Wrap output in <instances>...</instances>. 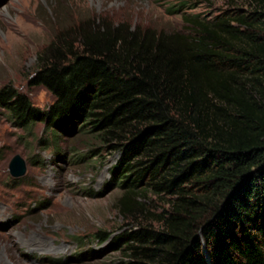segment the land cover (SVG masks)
Masks as SVG:
<instances>
[{
	"label": "trees",
	"instance_id": "trees-1",
	"mask_svg": "<svg viewBox=\"0 0 264 264\" xmlns=\"http://www.w3.org/2000/svg\"><path fill=\"white\" fill-rule=\"evenodd\" d=\"M248 4L209 21L185 13L188 32L84 20L39 55L30 84L52 93L47 108L0 88L15 126L118 153L117 211L158 224L112 237L120 264H264V0ZM151 195L168 205L160 214Z\"/></svg>",
	"mask_w": 264,
	"mask_h": 264
},
{
	"label": "rangeland",
	"instance_id": "rangeland-1",
	"mask_svg": "<svg viewBox=\"0 0 264 264\" xmlns=\"http://www.w3.org/2000/svg\"><path fill=\"white\" fill-rule=\"evenodd\" d=\"M188 6L181 12V4ZM245 14L248 0H0V88L12 84L35 106L47 108L52 93L30 84L39 55L59 34L88 19L188 32L183 14L209 21L226 10ZM97 148L98 157H92ZM21 154L27 171L14 177L11 159ZM118 153L83 135L55 136L44 123L15 126L0 108V264H120L124 254L111 239L152 215L124 218L112 167ZM145 202V201H144ZM152 213L168 207L146 200ZM106 231V241L95 236Z\"/></svg>",
	"mask_w": 264,
	"mask_h": 264
},
{
	"label": "water",
	"instance_id": "water-1",
	"mask_svg": "<svg viewBox=\"0 0 264 264\" xmlns=\"http://www.w3.org/2000/svg\"><path fill=\"white\" fill-rule=\"evenodd\" d=\"M9 169L14 177L23 176L27 171L25 159L21 154H16L10 161Z\"/></svg>",
	"mask_w": 264,
	"mask_h": 264
}]
</instances>
